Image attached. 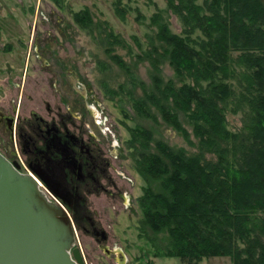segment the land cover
I'll use <instances>...</instances> for the list:
<instances>
[{
	"label": "trees",
	"instance_id": "16d2710c",
	"mask_svg": "<svg viewBox=\"0 0 264 264\" xmlns=\"http://www.w3.org/2000/svg\"><path fill=\"white\" fill-rule=\"evenodd\" d=\"M168 5L182 19L183 33L156 13L152 22L160 44L148 53L161 48L159 55L169 60L177 79L155 74L154 87L134 106L154 117L150 105H155L194 145L187 120L200 149L193 154L156 140V151H150L151 129H131L138 170L149 183L139 197L143 222L156 233L166 230L171 244L162 255L185 264L214 256L264 264V0H168ZM117 12L125 16L124 9ZM76 18L92 22L89 10ZM229 108L242 113L239 131L229 128ZM208 152L217 158L208 159Z\"/></svg>",
	"mask_w": 264,
	"mask_h": 264
},
{
	"label": "rangeland",
	"instance_id": "374dc122",
	"mask_svg": "<svg viewBox=\"0 0 264 264\" xmlns=\"http://www.w3.org/2000/svg\"><path fill=\"white\" fill-rule=\"evenodd\" d=\"M117 8L125 10L124 17ZM84 10L91 13L89 25L76 18ZM158 12L173 31L183 33L184 23L168 0H0V108L10 109L18 95L26 104L30 94L40 95V89L44 94L67 95L73 104L83 100L84 94L85 102L95 104L94 114L100 115L102 125L109 129L106 134L96 131L107 147L112 146L118 170L129 180L127 205L113 207L105 200L99 208L106 240L99 241L96 235L78 229L87 264H185L178 257L162 255L171 244L168 232L156 233L143 222L139 197L149 183L138 170V150L131 145V129L143 126L153 132L150 151H156V140L193 154L200 149L187 120L184 125L192 133L194 145L163 119L155 105H150L154 117L134 106L137 99L145 97L146 89L154 87L155 74L164 80L177 79L169 60L159 55L161 48L159 53H148L160 44L158 25L152 22ZM115 55L126 66L116 61ZM73 87L80 91H71ZM230 109L229 128L239 131L242 113ZM88 119L92 121V115ZM137 147L142 148L139 143ZM206 157L215 160L217 155L208 152ZM153 185L160 189L158 181ZM95 207L97 204H92L91 208ZM201 264L233 263L227 256H214L204 258Z\"/></svg>",
	"mask_w": 264,
	"mask_h": 264
},
{
	"label": "flooded vegetation",
	"instance_id": "af4514ba",
	"mask_svg": "<svg viewBox=\"0 0 264 264\" xmlns=\"http://www.w3.org/2000/svg\"><path fill=\"white\" fill-rule=\"evenodd\" d=\"M39 94H30L26 104L18 95L10 109L0 108V151L53 200L62 202L78 229L106 240L99 208L105 200L113 207L127 205L129 188L128 177L114 161V149L99 136L98 130L106 134L109 129L84 94L74 104L67 95L44 94L43 89ZM92 204L97 207L92 209Z\"/></svg>",
	"mask_w": 264,
	"mask_h": 264
},
{
	"label": "water",
	"instance_id": "95a60500",
	"mask_svg": "<svg viewBox=\"0 0 264 264\" xmlns=\"http://www.w3.org/2000/svg\"><path fill=\"white\" fill-rule=\"evenodd\" d=\"M78 243L76 218L0 151V264H86Z\"/></svg>",
	"mask_w": 264,
	"mask_h": 264
},
{
	"label": "built area",
	"instance_id": "2783aa9c",
	"mask_svg": "<svg viewBox=\"0 0 264 264\" xmlns=\"http://www.w3.org/2000/svg\"><path fill=\"white\" fill-rule=\"evenodd\" d=\"M48 197L51 199V200H53V198L52 197H50L49 195H48ZM55 201V200H54ZM58 202V201H57ZM58 203H60V202H58ZM61 204V203H60Z\"/></svg>",
	"mask_w": 264,
	"mask_h": 264
}]
</instances>
